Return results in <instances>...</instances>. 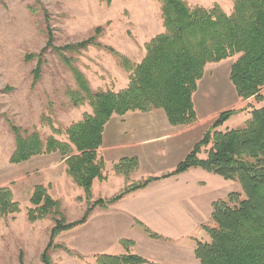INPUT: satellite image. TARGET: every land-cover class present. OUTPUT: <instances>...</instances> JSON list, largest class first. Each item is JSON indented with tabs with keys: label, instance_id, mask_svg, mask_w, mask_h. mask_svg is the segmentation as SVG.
I'll return each instance as SVG.
<instances>
[{
	"label": "trees",
	"instance_id": "obj_1",
	"mask_svg": "<svg viewBox=\"0 0 264 264\" xmlns=\"http://www.w3.org/2000/svg\"><path fill=\"white\" fill-rule=\"evenodd\" d=\"M159 2L165 30L145 43L146 55L140 63H134L113 47L99 43L96 38L103 32L100 26L83 41L56 45L48 9L38 3L29 6L34 13L43 12L47 28L45 47L39 53L25 56L26 60L37 59L33 84L42 76L47 50H52L71 71L77 84V89L67 91L73 105L87 103L93 108L91 113H84L81 120L66 128L67 140L54 135L44 138L36 129L31 131L7 120L16 142L11 163L59 152L65 159L68 175L84 190L87 208L81 218L69 221L61 201L55 199L44 184L35 186L30 199L33 206L27 210L29 221L52 217L55 222L41 255L43 264H53L51 251L59 248L82 259L81 254L56 243V237L87 223L97 206L107 207L160 178L148 177L112 199L92 201L94 180L106 179L105 161L99 157L98 149L103 143L105 126L113 115L163 109L172 125L193 124L198 119L193 95L207 64L234 55L240 56L231 67L230 78L239 97L264 101V0H234L231 13L217 3L205 7L191 6L186 0ZM89 46L105 48L117 56L120 67L130 73L127 87L118 91L93 89L76 64ZM237 112L233 109L221 112L186 158L164 175L169 177L192 168H202L241 184V191L230 192L226 198L213 202L211 220L202 225L208 238L196 240L195 255L200 264H264V106L253 109L244 126L221 130ZM53 131L63 133L54 126ZM203 152L206 157L201 156ZM139 166L138 158H124L115 165V171L129 177ZM78 199L83 200V197ZM19 212L21 204L14 199L13 191L9 187H0V220ZM138 224L151 238H162L143 223L138 221ZM121 244L126 247L125 252L97 253L95 264H159L132 252L133 240L123 239Z\"/></svg>",
	"mask_w": 264,
	"mask_h": 264
},
{
	"label": "rangeland",
	"instance_id": "obj_2",
	"mask_svg": "<svg viewBox=\"0 0 264 264\" xmlns=\"http://www.w3.org/2000/svg\"><path fill=\"white\" fill-rule=\"evenodd\" d=\"M186 1L191 6L205 7L217 3L227 13H231L234 7V0ZM37 3L50 12V25L56 45L83 41L100 26L103 32L96 40L102 45L113 47L134 63H140L145 57V43L165 30L159 0H112L111 4L101 0H0V187L15 190L14 199L20 202L22 210L19 214H10L0 220V264H43L41 255L50 240L55 222L52 217L35 222L28 219L27 210L33 206L30 199L37 184L51 181L52 194L62 197L61 205L69 221L81 218L87 207L76 200L77 187L82 192L84 190L66 173L67 165L59 152L52 154L51 164L38 158L43 154L33 156L29 162H10L16 142L8 119L31 131L38 130L44 138L54 135L67 140L64 133L66 128L81 120L87 109V113L93 111L87 103L73 105L67 91L77 89V84L71 71L52 50H47L42 76L33 84L37 59L26 60L25 56L39 53L47 42L43 12L34 13L29 9V6H37ZM239 56L207 64L203 78L198 82L193 101L198 118L196 123L200 128L199 139L221 112L231 109L238 111L220 128L225 130L244 126L251 111L264 106V101H257L254 97H239L230 78L231 67ZM78 59L76 64L93 89L111 88L118 91L127 87L130 73L120 67L117 56L111 51L89 46ZM53 126L63 133H55ZM112 171L116 173L115 165ZM152 173L153 168L134 177L117 176L111 189L114 191L122 186L120 193ZM236 184L239 182H229L231 189ZM93 193L98 196V189H94ZM102 195H105V191ZM103 208L106 207L98 210L95 219L102 214L109 215L108 210L104 211ZM18 217L17 225L13 226ZM102 225L103 228L96 235L94 221L88 226H78L58 235L56 243L76 251L83 258L59 248L51 251L53 264H95V254L125 252L126 247L121 244V240L137 239L136 227L130 223L122 221L118 224L108 217ZM138 226L137 229L146 235L145 230Z\"/></svg>",
	"mask_w": 264,
	"mask_h": 264
},
{
	"label": "crops",
	"instance_id": "obj_3",
	"mask_svg": "<svg viewBox=\"0 0 264 264\" xmlns=\"http://www.w3.org/2000/svg\"><path fill=\"white\" fill-rule=\"evenodd\" d=\"M198 130L200 128L196 122L190 125H172L163 109L113 115L105 126L103 143L98 149L99 156L105 161L106 179L94 180L92 200L109 199L123 188L120 186L112 191L111 184L117 176L125 178L112 171L113 166L124 158L136 157L140 163L139 169L130 177L138 176L146 169L153 168L154 173L148 177L160 178L147 187L126 194L118 201L109 204L103 208L104 211L108 210L109 215L102 214L95 219L96 213L101 208L97 206L88 222L80 226H88L94 221L96 235L103 228L102 224L108 217L111 221L116 220L118 224L125 221L136 227L137 239L133 238L135 244L131 247L132 252L159 264H200L195 255L196 240L207 239V233L202 225L211 220L213 202L226 198L230 192L241 191L242 188L239 183L231 189L229 182L236 180H226L202 168H192L178 175L164 177L172 172L200 141ZM52 154L54 153L43 154L38 158L44 160L46 164H51ZM205 154L203 152L201 156L205 157ZM31 160L32 158L27 162ZM62 161L65 163L64 159ZM49 182L51 181L41 184L48 188L55 199L63 202L60 195L52 194ZM94 189H98V196L94 195ZM104 191L105 195H102ZM13 194H16L14 189ZM79 196H82L83 200H79L77 198ZM76 200L87 206L84 191L82 192L78 187ZM18 219L19 217L13 226L17 225ZM138 221L162 238L153 239L146 232V235L142 233L137 229Z\"/></svg>",
	"mask_w": 264,
	"mask_h": 264
}]
</instances>
